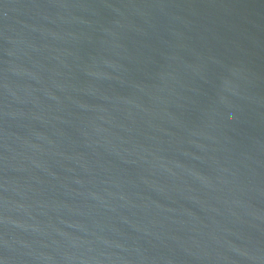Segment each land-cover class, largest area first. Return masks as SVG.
<instances>
[{
	"label": "water",
	"instance_id": "95a60500",
	"mask_svg": "<svg viewBox=\"0 0 264 264\" xmlns=\"http://www.w3.org/2000/svg\"><path fill=\"white\" fill-rule=\"evenodd\" d=\"M0 264H264V0H0Z\"/></svg>",
	"mask_w": 264,
	"mask_h": 264
}]
</instances>
